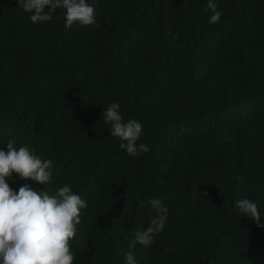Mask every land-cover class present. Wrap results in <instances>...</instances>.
Masks as SVG:
<instances>
[{
	"label": "trees",
	"instance_id": "obj_1",
	"mask_svg": "<svg viewBox=\"0 0 264 264\" xmlns=\"http://www.w3.org/2000/svg\"><path fill=\"white\" fill-rule=\"evenodd\" d=\"M0 0V148H34L87 203L74 264H264V0H90L97 23L34 24ZM118 102L143 127L138 157L103 123ZM11 188L28 184L18 174ZM166 207L147 248V201ZM255 200L259 222L234 201Z\"/></svg>",
	"mask_w": 264,
	"mask_h": 264
},
{
	"label": "clouds",
	"instance_id": "obj_2",
	"mask_svg": "<svg viewBox=\"0 0 264 264\" xmlns=\"http://www.w3.org/2000/svg\"><path fill=\"white\" fill-rule=\"evenodd\" d=\"M19 8L29 14L32 23L51 21L57 9L63 10L64 26L74 23L80 26H95L96 9L90 0H17ZM210 24L219 21L221 13L214 0H207ZM103 123L111 137L120 141L119 148L131 157L149 151L147 144L139 142L143 127L137 119L125 120L118 102L103 106ZM54 162L42 158L34 148L16 146L13 139L0 148V264H74L77 259L70 241L77 235L81 212L87 208L86 201L73 191L70 183L50 190ZM20 179L36 181L47 190H36L28 184L18 189L10 187L8 180L13 174ZM148 210L155 215L145 229H136L129 241V248L136 244L147 249L156 234L165 225L166 207L159 198L147 201ZM239 214L259 222L262 213L257 202L251 198L234 201ZM124 264H136L131 251L125 253Z\"/></svg>",
	"mask_w": 264,
	"mask_h": 264
}]
</instances>
